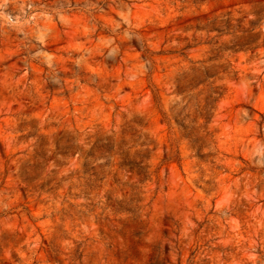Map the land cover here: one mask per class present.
Segmentation results:
<instances>
[{"label":"rangeland","instance_id":"obj_1","mask_svg":"<svg viewBox=\"0 0 264 264\" xmlns=\"http://www.w3.org/2000/svg\"><path fill=\"white\" fill-rule=\"evenodd\" d=\"M0 264H264V0H0Z\"/></svg>","mask_w":264,"mask_h":264}]
</instances>
